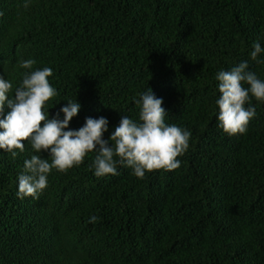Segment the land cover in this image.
<instances>
[{"label": "trees", "instance_id": "trees-1", "mask_svg": "<svg viewBox=\"0 0 264 264\" xmlns=\"http://www.w3.org/2000/svg\"><path fill=\"white\" fill-rule=\"evenodd\" d=\"M0 12V75L15 88L19 60L50 67L49 119L77 100L69 128L103 116L107 140L150 87L166 122L191 132L176 170L98 178L91 152L53 169L37 199L17 196L31 144L0 150V264H264V102L252 98L234 136L216 104L219 71L247 61L264 80V52L250 56L264 48V0H0Z\"/></svg>", "mask_w": 264, "mask_h": 264}, {"label": "clouds", "instance_id": "clouds-1", "mask_svg": "<svg viewBox=\"0 0 264 264\" xmlns=\"http://www.w3.org/2000/svg\"><path fill=\"white\" fill-rule=\"evenodd\" d=\"M253 48L251 59L257 60L264 48L258 42ZM36 63L32 58L18 61V67L26 71L15 88L10 80L0 75V117H3L0 118V150L15 157L17 150L25 151L24 142L27 141L37 153L24 160L23 171L17 177L18 198L37 199L48 187L53 169L66 173L82 164L91 152L96 153L91 168L98 178L117 175L118 166L131 168L139 179H143L146 172L173 171L181 167L177 157L188 150L191 132L166 122L168 112L162 107L163 99L156 97L150 87L135 100L140 106L138 120L122 116L106 140L103 135L108 131L109 122L103 116L86 118L84 126L78 130L69 128L70 121L81 108L77 100H69L60 109L63 119L59 118V113L49 119L46 102L59 93L49 81L53 70L50 67L34 69ZM216 79L219 127L230 136L245 134L256 115L252 98L264 102V80L249 69L247 61L231 70L219 71ZM5 105L9 109L6 115ZM42 152L48 153L47 158L42 157ZM97 219L92 216L90 221Z\"/></svg>", "mask_w": 264, "mask_h": 264}]
</instances>
